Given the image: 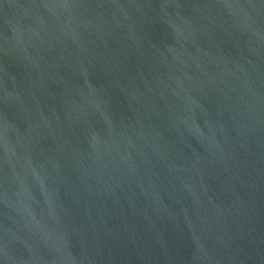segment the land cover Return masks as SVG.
Returning a JSON list of instances; mask_svg holds the SVG:
<instances>
[{
	"label": "water",
	"instance_id": "water-1",
	"mask_svg": "<svg viewBox=\"0 0 264 264\" xmlns=\"http://www.w3.org/2000/svg\"><path fill=\"white\" fill-rule=\"evenodd\" d=\"M0 264H264V0H0Z\"/></svg>",
	"mask_w": 264,
	"mask_h": 264
}]
</instances>
